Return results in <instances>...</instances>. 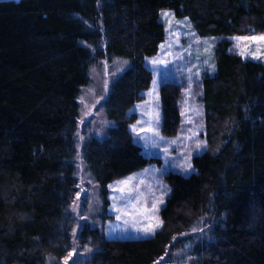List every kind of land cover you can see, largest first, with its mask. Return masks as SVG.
Masks as SVG:
<instances>
[{
	"label": "trees",
	"instance_id": "obj_1",
	"mask_svg": "<svg viewBox=\"0 0 264 264\" xmlns=\"http://www.w3.org/2000/svg\"><path fill=\"white\" fill-rule=\"evenodd\" d=\"M161 10L198 38H221L201 76L210 146L190 175H165L152 236L75 229L78 102L97 60L124 65L101 104L110 128L81 147L103 221L109 185L153 159L134 143L128 112L152 80L145 60L165 39ZM249 34H264V0H0V264H78L64 261L74 248L86 256L79 264H264V63L228 39ZM161 86L172 135L180 89Z\"/></svg>",
	"mask_w": 264,
	"mask_h": 264
},
{
	"label": "rangeland",
	"instance_id": "obj_2",
	"mask_svg": "<svg viewBox=\"0 0 264 264\" xmlns=\"http://www.w3.org/2000/svg\"><path fill=\"white\" fill-rule=\"evenodd\" d=\"M163 13L169 15L164 16ZM160 20L164 25L165 39L159 45L157 54L145 60V66L152 75L150 86L128 112L135 116L128 126L134 143L140 145L143 153L154 160L151 159L140 171L109 185V218L103 221L100 218L102 202L99 189L83 162L81 147L87 139L101 140L110 128L101 104L110 83L123 71L124 65L97 60L90 71L89 84L82 88L78 102L79 117L75 135L78 193L73 214L78 218L79 225L75 229L87 222L92 227L101 228L107 238L152 236L162 226L160 210L169 192L165 175L172 171L190 175L194 171V157L210 146L201 103V76L203 73L212 74L213 49L221 38H198L188 21L176 18L170 10H161ZM251 37H264V34L228 39L244 60L264 63V40H253ZM153 61L162 63L154 64ZM168 81L177 83L180 89L176 101L179 122L172 135L162 131L160 89L162 83ZM132 126H136L137 130L143 128L148 131H141L137 136ZM188 164H191L190 169L187 168ZM149 225L153 227L146 232ZM69 257L64 261H76L78 264L86 258L80 248H74ZM163 261L161 259L158 263Z\"/></svg>",
	"mask_w": 264,
	"mask_h": 264
},
{
	"label": "snow or ice",
	"instance_id": "obj_3",
	"mask_svg": "<svg viewBox=\"0 0 264 264\" xmlns=\"http://www.w3.org/2000/svg\"><path fill=\"white\" fill-rule=\"evenodd\" d=\"M163 15H164V16H168L169 13H163ZM251 39H253V40H257V39H259V40H264V37H251ZM153 63H154V64H155V63H162V61H153ZM132 131H133L134 133H136L137 136H139V134H140L141 131H148V130H147V129H143V128L137 130L136 126H132ZM144 139H147V138L144 137ZM187 168L190 169V168H191V164H188ZM185 171H187V169H185ZM117 210L119 211V209H117ZM118 219H119V217H118ZM152 227H153L152 225H149L148 228L145 229V231H146V232H149V231L152 229Z\"/></svg>",
	"mask_w": 264,
	"mask_h": 264
}]
</instances>
